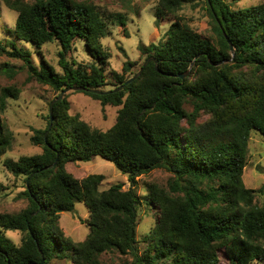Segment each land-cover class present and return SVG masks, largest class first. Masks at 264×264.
Instances as JSON below:
<instances>
[{
	"label": "trees",
	"instance_id": "1",
	"mask_svg": "<svg viewBox=\"0 0 264 264\" xmlns=\"http://www.w3.org/2000/svg\"><path fill=\"white\" fill-rule=\"evenodd\" d=\"M0 1L18 14L14 34L19 41L37 48L60 43L63 73L45 65L38 70L30 52L16 41L9 43L8 51L0 40V53L24 58L34 76L59 93L78 86L103 105L122 106L116 123L102 131L72 115L64 95L53 105V121L49 113L46 127L34 129L31 140L42 152L4 161L14 175L25 176L28 205L18 213H0V264H50L52 259L105 264L101 255L113 251L131 254V264L264 260V204L254 202L262 188H248L243 181L251 132L264 136V3L234 8L226 0H159L157 20L178 17L186 2H205L217 42L174 18L163 40L139 46L146 59L156 60L160 71L150 61L127 84L137 73L136 63L128 60L122 73L113 71L108 77L110 52L101 42L108 22L91 1ZM110 19L127 24L123 13L111 14ZM78 39L93 61L67 59ZM193 60L190 75L181 79ZM19 94L15 86L2 88L0 110L4 112L8 98L17 99ZM202 111L211 118L200 123ZM13 138L11 128L0 119V157L11 149ZM95 156L126 174L129 189L116 183L102 190L103 174L78 179L66 169L70 162ZM156 168H166L175 178L168 190L149 185L150 202L159 207L160 216L155 238L147 240L152 252L140 255L136 246L140 197L135 187L140 175ZM78 202L88 208L85 222L90 232L84 241L74 242L59 220L60 212L74 211ZM9 230L23 233L19 245L7 235Z\"/></svg>",
	"mask_w": 264,
	"mask_h": 264
},
{
	"label": "rangeland",
	"instance_id": "2",
	"mask_svg": "<svg viewBox=\"0 0 264 264\" xmlns=\"http://www.w3.org/2000/svg\"><path fill=\"white\" fill-rule=\"evenodd\" d=\"M32 2L33 0H26ZM99 9L108 22V34L102 38L103 48L110 52L106 74L110 77L113 71L123 72L126 61L136 63L134 73H138L145 62L146 56L139 49L141 44L149 45L158 43L165 37L174 18H180L187 22L195 31L204 38H209L214 44L217 42V34L211 24V18L203 1H189L182 5L177 12L178 17L171 15L165 19L157 20L156 7L159 0H89ZM234 8L249 7L264 3V0H226ZM123 13L126 17V26L113 23L110 15ZM17 13L7 8L0 1V40L10 48V42L16 41L19 48L30 52L32 65L38 70L42 65L63 73L60 64V52L62 47L58 41L47 42L40 48L28 42L19 41L14 34ZM124 29L128 32L125 33ZM70 62L87 64L93 61L85 43L78 39L67 52ZM247 71V69H244ZM128 75H131L130 73ZM195 78V74L191 79ZM110 80V78H108ZM17 87L20 94L17 99L8 98L7 108L0 110V119L13 131V143L11 149L0 157V213H18L28 205V200L23 195L25 190V176L14 175L6 166L5 160H18L22 156H31L42 152L40 145L33 144L31 137L34 129H44L47 125V117L50 113V103L60 94L50 85L40 82L29 68L25 59L20 56H11L0 53V93L4 87ZM105 86L104 88H109ZM65 95L70 101V113L78 115L91 127L102 131L109 130L117 121L119 109L122 106L103 105L100 100L94 99L81 90H69ZM187 109L191 111L192 105ZM211 115L202 111L198 116L200 123L206 122ZM66 169L78 179H84L90 174H103L105 179L101 189H107L116 183L123 184V190L129 189L128 176L120 171L117 166L100 156H95L90 161L70 162ZM175 178L173 172L166 168H156L138 177L135 189L140 197L137 205L136 238L138 253L143 255L149 250V237L154 239V229L160 216V209L152 204L149 198V185L154 183L163 189H169L170 182ZM243 181L248 188L259 190L254 202L257 205L264 204V136L253 130L249 141L247 164L244 168ZM59 226L65 234L74 242L84 241L89 235L90 228L85 222L89 217L87 206L78 202L72 212H60ZM7 235L20 244L23 233L19 230H9ZM105 264H131L134 257L131 254H120L118 251L106 252L101 255ZM224 260V258H222ZM50 264H73L69 259H52ZM159 264H169V261H161ZM225 264V262H223ZM251 264H264V260H254Z\"/></svg>",
	"mask_w": 264,
	"mask_h": 264
},
{
	"label": "water",
	"instance_id": "3",
	"mask_svg": "<svg viewBox=\"0 0 264 264\" xmlns=\"http://www.w3.org/2000/svg\"><path fill=\"white\" fill-rule=\"evenodd\" d=\"M230 47H231L232 52H234V47L232 46V44L230 45ZM150 61H154V62H155V65H156V70H157V71H160L159 66H158V63L156 62V60H155L153 57H149V58H147V59L145 60V62L143 63L142 68L138 71V73H136L133 77H131L130 79H128V80L126 81V83L128 84V83L132 82L133 80H135L136 78H138V77L141 75V73L143 72L145 66H146V65L148 64V62H150ZM194 63H195V60H193V61L191 62V64H190L189 68L187 69V71H185L184 73H182V74L179 75V77H180L181 79H185L186 77H188V76L190 75L191 70H192V68H193V66H194ZM121 88H122V86H120V87L118 88V90L121 89ZM81 89H82L81 87H78V86H72V87H67V88H65L63 91L60 92V94H59V95H58V96H57V97L51 102V104H50V120H51V122L53 121V110H52V108H53V105L55 104V102H57L58 100L62 99V98L64 97V95H65L69 90H81ZM87 90L97 92L96 90H92V89H87Z\"/></svg>",
	"mask_w": 264,
	"mask_h": 264
}]
</instances>
